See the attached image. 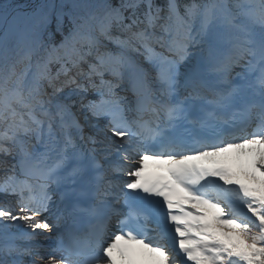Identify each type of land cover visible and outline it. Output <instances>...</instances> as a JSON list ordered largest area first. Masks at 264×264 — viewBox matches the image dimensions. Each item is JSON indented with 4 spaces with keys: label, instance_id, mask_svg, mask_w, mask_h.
Returning <instances> with one entry per match:
<instances>
[{
    "label": "snow or ice",
    "instance_id": "obj_1",
    "mask_svg": "<svg viewBox=\"0 0 264 264\" xmlns=\"http://www.w3.org/2000/svg\"><path fill=\"white\" fill-rule=\"evenodd\" d=\"M0 264H264V0L0 3Z\"/></svg>",
    "mask_w": 264,
    "mask_h": 264
},
{
    "label": "rangeland",
    "instance_id": "obj_2",
    "mask_svg": "<svg viewBox=\"0 0 264 264\" xmlns=\"http://www.w3.org/2000/svg\"><path fill=\"white\" fill-rule=\"evenodd\" d=\"M2 2H4V0H0V3H2ZM18 2H20V1L18 0Z\"/></svg>",
    "mask_w": 264,
    "mask_h": 264
},
{
    "label": "bare ground",
    "instance_id": "obj_3",
    "mask_svg": "<svg viewBox=\"0 0 264 264\" xmlns=\"http://www.w3.org/2000/svg\"><path fill=\"white\" fill-rule=\"evenodd\" d=\"M55 237L53 236V239H54ZM50 250H52L51 248H49ZM49 251V250H48Z\"/></svg>",
    "mask_w": 264,
    "mask_h": 264
}]
</instances>
